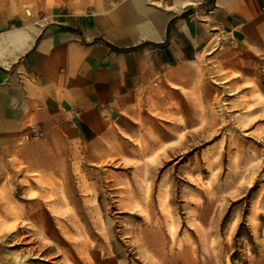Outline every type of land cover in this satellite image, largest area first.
<instances>
[{
    "label": "rangeland",
    "instance_id": "rangeland-1",
    "mask_svg": "<svg viewBox=\"0 0 264 264\" xmlns=\"http://www.w3.org/2000/svg\"><path fill=\"white\" fill-rule=\"evenodd\" d=\"M125 1L0 5L34 21ZM209 52L183 103L131 142L100 153L56 143L5 162L0 264H264V53L221 37Z\"/></svg>",
    "mask_w": 264,
    "mask_h": 264
},
{
    "label": "crops",
    "instance_id": "crops-1",
    "mask_svg": "<svg viewBox=\"0 0 264 264\" xmlns=\"http://www.w3.org/2000/svg\"><path fill=\"white\" fill-rule=\"evenodd\" d=\"M216 37L264 53V0L100 2L34 21L0 5V168L56 143L104 152L160 125ZM33 129L44 142L19 143Z\"/></svg>",
    "mask_w": 264,
    "mask_h": 264
},
{
    "label": "built area",
    "instance_id": "built-area-1",
    "mask_svg": "<svg viewBox=\"0 0 264 264\" xmlns=\"http://www.w3.org/2000/svg\"><path fill=\"white\" fill-rule=\"evenodd\" d=\"M24 140H39L42 138V134L37 130H30L23 135Z\"/></svg>",
    "mask_w": 264,
    "mask_h": 264
},
{
    "label": "trees",
    "instance_id": "trees-1",
    "mask_svg": "<svg viewBox=\"0 0 264 264\" xmlns=\"http://www.w3.org/2000/svg\"><path fill=\"white\" fill-rule=\"evenodd\" d=\"M172 23H173V21H171V22L169 23L168 29L170 28V26L172 25Z\"/></svg>",
    "mask_w": 264,
    "mask_h": 264
}]
</instances>
